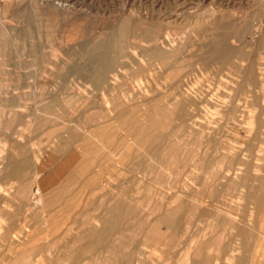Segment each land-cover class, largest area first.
<instances>
[{"label": "rangeland", "instance_id": "374dc122", "mask_svg": "<svg viewBox=\"0 0 264 264\" xmlns=\"http://www.w3.org/2000/svg\"><path fill=\"white\" fill-rule=\"evenodd\" d=\"M263 37L264 0H0V264H61L60 258H69V264H97L103 257H112L110 264H135L137 251L142 253L144 264H181L187 253L195 264H250L251 257L256 259L253 264L260 261L264 264V241L261 240L264 239V225H261L264 206L260 209L262 212L257 213L252 205H245L242 197L260 187L257 193L264 198ZM219 49L226 51L225 54L219 55L216 52ZM183 95L189 100H184ZM111 106L116 108L117 115L110 110ZM152 109L155 110L151 113ZM119 111L124 113L119 114ZM149 117L154 120L146 121ZM166 120L171 124L167 125ZM158 126L163 127L162 130ZM134 130L138 131L137 136ZM90 132L94 136H89ZM140 134L141 138L153 137L151 146L158 152L167 141L164 139L172 138L168 139L169 151L174 150L176 155L173 159L167 157L170 154L161 157L163 162L172 165L171 169L174 167L170 176H160L157 181L145 178L153 191L159 186L155 188L156 200L149 205L153 208L145 206L146 199H143L145 194L152 193L150 190L138 196L131 193L140 176L134 175L138 174L141 160L132 156L135 149H130L131 155L125 160L117 157L124 153L128 143L141 139ZM153 135H160L159 140ZM69 137L78 149L80 143L83 146L89 142L91 146L85 144L84 148L92 149L96 154L95 163L100 160L101 164L94 163L87 178L81 167H72L77 169L76 180L65 178L59 164L48 182H57L56 189L66 185L71 188L57 207H47L42 212L39 204L34 205L31 195L35 185L34 162L42 163L46 157L54 159L49 152ZM126 140L131 141L124 142ZM182 144H187L186 149ZM68 157L69 154L61 156L58 162ZM220 160L221 165H215V161ZM200 161L203 169L213 164L209 175L205 170L206 175L202 169L197 170ZM22 162L23 170L29 169L28 175L23 173V181L17 178ZM213 167L215 177L206 182L207 177L213 176L210 175ZM88 177L93 178L92 191L85 185ZM171 181H178L177 186ZM167 182L169 187L165 186ZM187 191L201 192L197 197L202 205L190 202L186 198ZM174 192L181 194L182 209L188 208L170 227L164 217L157 214H162L165 208L161 193L164 197ZM80 193L84 200L82 205L73 209L65 207L77 202ZM117 195L124 202L123 213L131 210L129 213L134 216L127 226L131 230L146 224L151 228L158 221L152 227L155 233L150 232L146 241L130 233L117 240L114 229H119V224L105 234L93 235L94 228L101 232L99 224L103 223L102 216L107 210L110 212L118 203L111 212L116 215L120 212ZM98 208L100 212H96ZM220 211L229 216L234 212L236 215L231 217L238 221L229 223ZM143 212H153L157 221L147 222ZM60 215L71 220L69 223L64 220L55 230L43 223L44 218L51 220ZM242 219L244 224L239 222ZM47 227L48 239L44 236L33 239L37 233L44 235ZM258 235H262L259 237L262 243Z\"/></svg>", "mask_w": 264, "mask_h": 264}, {"label": "bare ground", "instance_id": "6f19581e", "mask_svg": "<svg viewBox=\"0 0 264 264\" xmlns=\"http://www.w3.org/2000/svg\"><path fill=\"white\" fill-rule=\"evenodd\" d=\"M63 5V4H62ZM264 38V37H263ZM264 41V40H263ZM166 42V41H165ZM166 43H168V42H166ZM155 44V43H154ZM160 44V43H159ZM168 46V45H167ZM170 46V45H169ZM174 46V45H173ZM140 47H141V45H140ZM145 47V46H144ZM156 47V46H155ZM154 47V48H155ZM158 47V46H157ZM165 47V46H164ZM160 48V47H159ZM168 48V47H167ZM158 49V48H157ZM163 49V48H162ZM161 49V51L163 52L164 51V49L162 50ZM166 49V48H165ZM216 49V48H215ZM224 49V48H223ZM227 49V48H226ZM156 50V49H155ZM167 50H169V49H167ZM150 51V50H149ZM157 51V50H156ZM159 51V50H158ZM162 52H160V53H162ZM216 52H218V54L219 55H224L225 54V52L226 51H221L220 49L219 50H217ZM153 53V52H152ZM154 53H156L155 51H154ZM158 53V52H157ZM160 53H158V54H160ZM134 54V53H133ZM145 55H147V54H145ZM145 55H143V56H145ZM147 58H148V56H146ZM153 57V56H152ZM151 58V57H150ZM155 58V57H154ZM153 58V59H154ZM142 59V58H141ZM157 61H158V58L156 59ZM156 60H154V61H156ZM139 64V63H138ZM140 64H142V63H140ZM147 64V63H146ZM162 64V63H161ZM150 66H152V65H150ZM155 66H156V64H155ZM247 70V69H246ZM249 71V70H248ZM259 71L261 72V69H259ZM172 74V73H171ZM170 74V75H171ZM254 74H255V72H254ZM263 74H264V72H263ZM174 75V74H173ZM246 75V74H245ZM247 75H248V73H247ZM177 76H179L178 74H177ZM176 76V77H177ZM258 76V75H257ZM261 76V75H260ZM250 77V76H249ZM262 77H264V76H261V78ZM243 78V77H242ZM259 78V77H258ZM261 78H259V79H261ZM175 79V78H174ZM244 79V78H243ZM264 79V78H263ZM244 82V81H243ZM178 87V86H177ZM242 87V86H241ZM113 90V89H112ZM111 90V91H112ZM262 94H264V93H262ZM177 96V95H176ZM175 96V97H176ZM262 96V95H261ZM264 96V95H263ZM173 97V96H172ZM183 97H186V96H184L183 95ZM182 97V98H183ZM180 98H181V96H180ZM187 98V97H186ZM184 99V100H189L188 98L187 99ZM263 98V97H262ZM264 99V98H263ZM114 100V99H113ZM180 100V99H179ZM173 101V100H172ZM172 101H170L171 103H172ZM263 102H264V100H262ZM261 101V102H262ZM188 102V101H187ZM102 103V102H101ZM138 103V102H137ZM165 103V102H164ZM171 103H170V105H171ZM180 103V102H179ZM148 104V103H147ZM167 104H169V103H167ZM176 104L179 106V104L177 103V100H176ZM175 104V102H174V106L176 105ZM115 105V104H114ZM120 105H122V104H120ZM136 105V104H135ZM155 105V104H154ZM154 105L152 106V108L154 107ZM183 105H184V103H183ZM186 105V104H185ZM116 107H117V105H115ZM124 106V105H123ZM122 106V107H123ZM150 106V105H149ZM177 106V107H178ZM182 106V105H181ZM180 106V107H181ZM40 107V106H39ZM137 107V106H136ZM168 107V106H167ZM166 107V108H167ZM171 107V106H170ZM170 107H168V108H170ZM124 108V107H123ZM160 108H163V107H160ZM165 108V109H166ZM182 108H184V107H182ZM117 109H118V107H117ZM121 109V108H120ZM148 109V108H147ZM156 110H157V107L155 108ZM154 109V110H155ZM159 109V108H158ZM164 109V108H163ZM57 110V109H56ZM107 110H109V109H106V111ZM110 110L111 111H113V112H116V114L115 115H117L118 113H117V111H116V108L115 107H113V106H111V108H110ZM153 110V109H152ZM154 110L153 111H151V113L152 112H154ZM170 110V109H169ZM42 111V110H41ZM40 111V112H41ZM147 111H149V110H147ZM164 111V110H163ZM178 110H176V112H177ZM39 112V113H40ZM108 112V111H107ZM106 112V113H107ZM120 112V111H119ZM123 111H121L119 114H121ZM125 112H126V110H125ZM136 112V111H135ZM146 112V111H145ZM144 112V113H145ZM158 112H159V110H158ZM157 112V113H158ZM175 111H173V113H174ZM112 113V112H111ZM124 113V112H123ZM164 113V112H163ZM165 113H167V112H165ZM180 113V112H179ZM178 112H177V114H179ZM25 114V113H24ZM42 114V113H41ZM142 114H143V111H142ZM141 114V115H142ZM156 114V113H155ZM158 114H162V113H158ZM158 114L157 115H153V117L154 116H158ZM169 114V113H168ZM171 114V113H170ZM263 114V113H262ZM123 115V114H122ZM126 115V114H125ZM124 115V116H125ZM128 115V114H127ZM129 115H130V113H129ZM139 115V114H138ZM147 115V114H146ZM145 115V116H146ZM148 115H151L150 114V111H149V114ZM39 116V115H38ZM120 116V115H119ZM118 116V117H119ZM132 116V115H131ZM264 115H262V117H263ZM45 117V116H44ZM50 117V116H49ZM52 117V116H51ZM121 117V116H120ZM129 117V116H128ZM136 116H134V117H132L131 119H134ZM141 117V116H140ZM144 117V116H143ZM142 117V118H143ZM150 117H152V116H150ZM148 118V120H147V118H146V121H150L149 119H151V120H154V119H152V118ZM161 117V116H160ZM176 117H177V115H176ZM175 117V118H176ZM38 119H39V117H37ZM46 118V117H45ZM58 118V117H57ZM111 118V117H110ZM117 118V117H116ZM127 118V117H126ZM126 118L124 117V119L126 120ZM159 118V117H158ZM164 118V117H163ZM172 118L173 119H175L174 118V116H172ZM172 118H170V120L172 119ZM35 119V118H34ZM113 119V118H112ZM111 119V120H112ZM121 119V118H120ZM120 119H119V121H120ZM176 119H178V118H176ZM108 120H110V119H108ZM123 120V119H122ZM124 120V121H125ZM141 120V119H140ZM160 120H161V118H160ZM163 120V119H162ZM167 120H169V118L167 119ZM167 120L165 121V123L167 124V125H169V124H171V123H169V121H168V123H167ZM112 121H114V120H112ZM112 121H110L111 123H112ZM118 121V120H117ZM131 121V120H130ZM133 121V120H132ZM143 121H144V119H143ZM173 121V120H172ZM126 122V121H125ZM134 122V121H133ZM152 122V121H151ZM157 122V121H156ZM158 122H160V121H158ZM157 122V123H158ZM163 123H164V121H162ZM115 123H116V121H115ZM129 123V122H128ZM138 123V122H137ZM143 123V122H142ZM147 123V122H146ZM145 123V124H146ZM163 123H161L163 126H166L165 125V123L163 124ZM260 123V122H259ZM139 124H141V123H139ZM147 124H149V123H147ZM151 124H153V123H151ZM80 125V124H79ZM112 125H114V124H112ZM116 125V124H115ZM115 125H114V127H115ZM119 125V124H118ZM123 125V124H122ZM121 125V126H122ZM135 125V124H134ZM154 125V124H153ZM156 125H159V124H156ZM155 125V126H156ZM117 126V125H116ZM120 126V125H119ZM124 126H126V124L124 125ZM143 126V125H142ZM80 127V126H79ZM102 127V126H101ZM111 127H113V126H111ZM123 127V126H122ZM144 127V126H143ZM148 128H149V126H147ZM151 127H153V126H151ZM151 127H150V129H151ZM95 128V127H94ZM136 128V127H135ZM134 128V129H135ZM139 128V127H138ZM158 128H160V126H158ZM161 128H163V127H161ZM160 128V129H161ZM202 128L204 129V127L202 126ZM74 129V128H73ZM76 129V128H75ZM80 129V128H79ZM84 129H85V127H84ZM95 129H97V128H95ZM165 129V128H164ZM206 129V128H205ZM99 130V129H98ZM127 130H128V128H127ZM132 130V129H131ZM139 130V129H138ZM152 130V129H151ZM155 130V129H154ZM162 130V129H161ZM38 131V130H37ZM118 131H120V130H118ZM144 131V130H143ZM143 131H140V132H143ZM146 131H147V129H146ZM165 131V130H164ZM164 131H163V133H164ZM167 132H168V129L166 130ZM200 131V130H199ZM85 132H87V131H85ZM96 132V131H95ZM101 132H104V131H101ZM125 132V131H124ZM123 132V133H124ZM132 132L133 131H131L130 132V134H132ZM134 132L135 133H133V134H135V136H137L136 134H138V131L137 130H134ZM149 132V131H148ZM160 132V131H159ZM166 132V133H167ZM203 132H204V130H203ZM202 132V133H203ZM88 133V132H87ZM91 133V132H90ZM89 133V136H94V134H90ZM100 133V132H99ZM118 133H122V132H118ZM127 133V132H126ZM155 133H156V131H155ZM169 133H171V132H169ZM196 133H198V132H196ZM200 133V132H199ZM73 134V133H72ZM97 135H98V132L96 133ZM125 134V133H124ZM142 134V133H141ZM141 134H140V138H141ZM144 134V133H143ZM149 134V133H148ZM147 134V135H148ZM153 134H154V132H153ZM162 134V133H161ZM160 134V135H161ZM204 134V133H203ZM61 135V134H60ZM74 135V134H73ZM73 135H71V137L73 136ZM123 135V134H122ZM122 135H118L119 137H121ZM152 135V134H151ZM155 135V134H154ZM153 135V136H154ZM159 135V136H160ZM189 135V134H188ZM199 135H201V134H199ZM46 136V135H45ZM88 136V135H87ZM117 136V137H118ZM139 136V135H138ZM150 136V135H149ZM159 136H157V137H155L156 139H158V138H160ZM167 136V135H166ZM172 137H173V135H171ZM90 137V138H91ZM98 137H100L99 135H98ZM116 137V136H115ZM118 137V138H119ZM133 137H134V135H133ZM165 137V136H164ZM197 137V136H196ZM201 137V136H200ZM73 138V137H72ZM72 138H67V140H65V141H62V142H59V145H58V147H53L52 148V150L49 152V154L54 158V159H51L50 157H46V160H43L42 161V163H38V162H34L35 163V169L33 170V172H32V177L34 178V180H35V185H34V187L32 186V201H33V203H34V205L35 204H39V207H40V209L42 210V212H45V208H47V207H52V209L53 208H55V207H57V203L60 201V199H62V197H64L67 193H68V191H69V188H71L70 187V185H66V186H64V187H61V189H56V185H57V182H55V184H54V182L53 181H51V185L49 184V180L50 179H48V177L50 178V174L53 172V171H55V169L56 168H58V166H59V164H61L60 166L62 167L61 169V171H62V173H63V176L65 177V178H69V180H71V179H73V180H76L79 176H78V174H77V169H74V168H72V167H76V166H79V167H81V171H82V173L83 174H85V176H86V178H87V175L88 174H91V168H92V165L95 163V156H96V154H94V152H92V149L91 150H88V148H84L85 147V144L82 146V144L80 143V145H81V148L80 149H78V148H76V142L74 143V141H73V139ZM88 138V137H87ZM90 138H89V140H90ZM111 138V137H110ZM126 137H124V139H125ZM130 138V137H129ZM138 138V137H137ZM168 139H170V137H167ZM177 138V137H176ZM56 139V138H55ZM84 139V138H83ZM82 139V140H83ZM92 139V138H91ZM94 139H96L95 137H94ZM112 139V138H111ZM116 139V138H115ZM130 139H132V137L130 138ZM156 139H154L155 141H157ZM168 139H164V140H167L166 141V143H164V145H162V144H160V145H162V147H161V149L159 150L160 152H158V151H155L154 149H153V147L151 146L152 145V143H153V137H146V138H141V139H138V140H136V139H134L132 142H130L131 140H126V141H124V142H130V143H128L129 145L126 147V148H124V153L123 154H120V155H118L117 157L119 158L120 156H122L121 158L122 159H124V158H127V157H129L130 155H131V150L130 149H135V152H134V154L132 155L135 159H141L140 160V162H139V164H140V169L139 170H137V172H138V174H134V175H140L139 177H138V179H137V182H136V184H135V186L133 187V189H132V191H131V193L132 194H137V196H138V194H140V193H143V195H144V192H146L147 190L149 191L150 190V192H152L151 194H145L144 195V198L143 199H146L145 201V203H147V205H145V203L143 204V205H145V206H147V207H152V206H149L150 205V203L152 202V200L155 198V196H156V192H155V188H158L159 186H157V187H155L154 188V191H153V187H151V185L149 184V183H147L146 182V180H145V178L147 177L148 178V181H149V179H151V180H153V179H155L156 181L157 180H159V177L160 176H163L164 175V177H167V176H170V174L172 173V169H174V167H172V169H171V167L170 166H172V165H170L169 166V164L168 163H165V162H163V160H162V156H164L165 154H170V155H167V157H169L170 156V158H172L173 159V157H175L176 155H175V153H174V150L172 151H169V140ZM174 139V138H173ZM201 139H202V137H201ZM57 140V139H56ZM85 140V139H84ZM87 140V139H86ZM123 140V139H122ZM136 140V141H135ZM159 140V139H158ZM170 140H172V138L170 139ZM174 140H176V139H174ZM173 140V141H174ZM185 140V139H184ZM184 140H183V142H184ZM197 140H199L198 138H197ZM91 141V140H90ZM119 141H121V140H119ZM162 141V140H161ZM195 141V140H194ZM58 142V141H57ZM88 142V141H87ZM91 142H93V141H91ZM114 142H116V140H114ZM118 142V141H117ZM123 141H122V143H124ZM158 142V141H157ZM179 142L181 143L182 141H180V139H179ZM187 142V141H186ZM193 142V141H192ZM83 143V142H82ZM100 143V142H99ZM103 143V142H102ZM162 143V142H161ZM194 143V142H193ZM87 144H89L90 146H91V144L88 142ZM86 144V145H87ZM178 144V143H177ZM31 145V144H30ZM78 145V144H77ZM80 145L78 146V147H80ZM93 145V144H92ZM102 145V144H101ZM159 145V146H160ZM183 145V144H182ZM184 145H187V144H184ZM183 145V146H184ZM190 145V144H189ZM193 145H195V143L193 144ZM192 145V146H193ZM27 146V145H26ZM26 146H25V148H26ZM29 146V145H28ZM105 146L106 145H104V148H105ZM107 146H109L108 144H107ZM206 146V145H205ZM204 146V147H205ZM33 147V146H32ZM86 147H89V146H86ZM101 147H103V146H101ZM115 147H117V146H115ZM173 147V146H172ZM181 147V146H180ZM186 146H184V148H185ZM188 147V146H187ZM202 147V146H201ZM203 147V148H204ZM208 147V146H207ZM31 148V147H30ZM108 148V147H107ZM118 148H119V146H118ZM116 149L115 148V151L116 150H119V149ZM155 148V147H154ZM183 148V149H184ZM24 149V148H23ZM179 149V148H178ZM177 149V150H178ZM186 149V148H185ZM194 149H195V147H194ZM206 149V148H205ZM223 149V148H222ZM226 149V148H225ZM32 150V149H31ZM35 150V149H34ZM181 150V149H180ZM193 150V149H192ZM216 150H217V147H216ZM27 152H28V150H26ZM176 151V150H175ZM186 151V150H185ZM190 151H191V149H190ZM198 151H199V149H198ZM218 151V150H217ZM217 151H215V153L217 152ZM262 151H264V150H262ZM25 152V151H24ZM26 152V153H27ZM98 152V151H97ZM157 152V153H156ZM37 153V152H36ZM110 153H112V150H111V152ZM119 153V152H118ZM196 153H198V152H196ZM219 153V152H218ZM217 153V154H218ZM28 154V153H27ZM39 154V153H38ZM67 154H69V156L70 157H68V158H66V160L64 159L63 161L64 162H62L61 163V161H60V163L58 162L60 159H59V157H63V156H65V155H67ZM108 154V153H107ZM176 154H178V153H176ZM180 154V153H179ZM187 154H188V152H187ZM191 154H192V152H191ZM190 154V155H191ZM199 154V153H198ZM206 154V153H205ZM23 155H25V154H23ZM41 155V154H40ZM113 155H114V151H113ZM112 155V156H113ZM200 155V154H199ZM221 155H223V154H221ZM262 155V154H261ZM264 155V154H263ZM166 156V155H165ZM180 156V155H179ZM188 156V155H187ZM197 156V155H196ZM214 156V155H213ZM12 157V156H11ZM106 157V159H107V156H105ZM110 157V155H108V158ZM200 157H202V156H200ZM199 157V158H200ZM227 157V155L225 156V158ZM261 156H259L258 158L259 159H263L264 158V156H263V158H260ZM98 158V157H97ZM112 158V157H111ZM114 158H116L115 157V155H114ZM176 158V157H175ZM197 158V157H196ZM213 158H215V156L213 157ZM40 159H41V157H40ZM63 159V158H62ZM113 159V158H112ZM112 159H111V161H112ZM117 159V158H116ZM172 159H170V162L169 163H171V160ZM198 159V158H197ZM257 159V158H256ZM255 159V160H256ZM103 160V159H102ZM118 160V159H117ZM125 160V159H124ZM181 160H182V158H181ZM185 160V159H184ZM203 160V159H202ZM238 160V159H237ZM37 161V160H36ZM104 161H105V159H104ZM127 161V160H126ZM165 161H166V159H165ZM40 162V161H39ZM49 162H51V163H49ZM98 162L100 163V160H98ZM108 162H109V160H108ZM114 162H117V161H114ZM187 162V161H186ZM261 162H263V160L261 161ZM53 163V164H52ZM97 163V162H96ZM95 163V164H96ZM99 163H97V165H99ZM110 163V162H109ZM119 163V162H118ZM120 163H121V160H120ZM183 163V162H182ZM194 163V162H193ZM216 163L218 164L217 166H219V165H221L220 163H222L221 162V160H220V162L219 161H215V165H216ZM31 164V163H30ZM58 164V165H57ZM101 164V163H100ZM102 164H103V161H102ZM106 164V163H105ZM174 164V163H173ZM191 164V163H190ZM21 165V169H20V171L17 173V178H19V179H21V181H23V173H24V176L25 175H28L29 174V169L28 168H25V171L23 170V162H22V164H20ZM108 165V164H107ZM110 165H111V163H110ZM115 166H116V163L114 164ZM113 165V166H114ZM175 165V164H174ZM192 165V164H191ZM201 165H203V164H201V161H200V165H199V167H196L197 168V170H201L202 169V171L203 170H205V172L207 171V173H208V175H209V168H211L212 166H213V164L212 163H210V164H208L207 166H206V168L207 169H203V167L201 166ZM223 165V164H222ZM25 167L27 166V164H25L24 165ZM49 166H50V168H49ZM122 166V165H121ZM124 166V165H123ZM194 166V165H193ZM4 167V166H3ZM118 167H120V166H118ZM108 168V167H107ZM111 168V167H110ZM115 168V167H114ZM214 168V167H213ZM219 168H221V166L220 167H217V170H218V172L220 171L219 170ZM228 169H229V165H228V167H227ZM231 168V167H230ZM257 168V167H256ZM117 169V168H116ZM127 169V168H126ZM222 169H223V166H222ZM239 169H241V168H239ZM258 169H259V167H258ZM257 169V170H258ZM32 170V169H31ZM30 170V171H31ZM215 168H214V171H213V169H212V172H210V175H211V173L213 174V172H215ZM237 170V169H236ZM235 170V171H236ZM260 170V169H259ZM263 170V169H262ZM97 171H98V169H97ZM123 171H125V170H123ZM211 171V170H210ZM232 171H234V168L232 169ZM238 171V170H237ZM96 172V170H94V172L93 173H95ZM110 172V171H109ZM119 172V174H120V171H118ZM178 172V171H177ZM199 172V171H198ZM228 172V171H227ZM238 172H240V170L238 171ZM241 172H242V170H241ZM55 172H53V174H54ZM98 173V172H97ZM134 173V172H133ZM179 173V172H178ZM178 173H176V174H178ZM57 175H58V173H56ZM82 174V175H83ZM96 174V173H95ZM100 174V173H99ZM175 174V175H176ZM225 174H227V175H229V173H226V170H225ZM232 174V173H231ZM231 174H230V176H231ZM246 174V173H245ZM98 175V174H97ZM106 175V174H105ZM105 175H102L103 177L105 176ZM120 175H122V174H120ZM179 175H180V173H179ZM195 175V174H194ZM203 175H206V173H204V171H203ZM238 175H239V173H238ZM238 175H236V177L238 176ZM240 175H242V174H240ZM31 176V175H30ZM38 176H41L42 178H40V179H38ZM99 177H100V175H98ZM101 176V177H102ZM109 176V175H108ZM234 176V175H233ZM233 176H231V177H233ZM81 177H84V176H81ZM163 177V178H164ZM212 177H215L214 176V174H213V176L211 175V177L209 176V177H207V181L206 182H208V180H210ZM241 177V176H240ZM25 178V177H24ZM89 178V177H88ZM106 178V177H105ZM146 178V179H147ZM153 178V179H152ZM243 178V177H242ZM246 178V177H245ZM60 179V178H59ZM58 179V180H59ZM101 178H99V181H101L100 180ZM103 179V178H102ZM203 179H205L204 177H203ZM233 179H235V178H232V180ZM254 180H255V178H253ZM253 179L252 180H250V181H253ZM52 180V179H51ZM134 180V179H133ZM162 180V179H161ZM174 180V179H173ZM215 180V179H214ZM213 180V181H214ZM19 181V180H18ZM68 181V180H67ZM105 181V180H104ZM168 181V180H167ZM262 181V180H261ZM84 182V181H83ZM86 182V181H85ZM102 182V181H101ZM106 182V181H105ZM164 182V181H163ZM163 182H161V183H163ZM172 183H174L173 181H171ZM170 182V183H171ZM186 182V181H185ZM184 182V183H185ZM189 182V181H188ZM205 182V183H206ZM212 182V181H211ZM210 182V183H211ZM235 182V181H234ZM257 182V181H256ZM59 183V182H58ZM61 183V182H60ZM104 183V182H103ZM103 183H101V184H103ZM118 183V182H117ZM153 183V182H152ZM160 183V184H161ZM177 183H178V181H177ZM177 183L175 182V185L177 186ZM209 183V184H210ZM259 183V182H258ZM25 184V183H24ZM49 184V185H48ZM84 184V183H83ZM164 184V183H163ZM167 184H168V182H167ZM167 184H165V186H168L169 187V184L167 185ZM207 184V183H206ZM232 184V183H231ZM260 184H262V183H260ZM23 185V184H22ZM21 185V186H22ZM75 185V184H74ZM79 185V184H78ZM85 185L87 186V188L89 187V189L91 190V188H93V186H94V182H93V178H89L88 180H87V182L85 183ZM100 185V184H99ZM155 185V184H154ZM156 185H157V183H156ZM155 185V186H156ZM49 186H50V188H49ZM96 186V185H95ZM103 186H105V185H103ZM102 186V187H103ZM172 186V185H171ZM205 185L203 184V187H204ZM241 186V185H240ZM264 186V185H263ZM263 186H261V187H263ZM30 187V186H29ZM185 187V186H184ZM202 187V188H203ZM257 187H258V185H257ZM31 188V187H30ZM49 188V189H48ZM108 188V187H107ZM115 188V187H114ZM172 188V187H171ZM174 188V187H173ZM186 188V187H185ZM191 188V187H190ZM205 188V187H204ZM207 188V187H206ZM205 188V189H206ZM210 188V187H209ZM212 188V187H211ZM211 188H210V190H211ZM14 188L12 187V190H13ZM20 189V188H19ZM97 189V188H96ZM95 189V187H94V190H96ZM110 189V188H109ZM117 189H119V188H117ZM189 189V188H188ZM11 190V189H10ZM89 190V191H90ZM93 190V192H96V191H94ZM112 190V189H111ZM158 190V189H157ZM160 190H162V188H160ZM160 190H158V194H159V191ZM209 190V191H210ZM260 190V187L258 188V189H256V191L254 192V193H250V192H248V193H246V195H243L242 197L244 198V200H245V205L246 206H248L249 204L250 205H252V208H254L256 211H257V213H260V212H262L260 209H261V207L262 206H264V198L260 195V194H258L257 193V191H259ZM87 191V190H86ZM92 191V190H91ZM109 191V190H108ZM107 191V192H108ZM119 191V190H118ZM206 191V190H205ZM9 192V191H8ZM17 192V191H16ZM99 192V191H98ZM104 192V191H103ZM107 192H105V193H107ZM114 192V191H113ZM163 192H165V191H163ZM173 192V191H172ZM181 193H182V189H181V191H180ZM179 192V193H180ZM185 192H186V190H185ZM188 192V191H187ZM196 192H198V191H196ZM109 193V192H108ZM130 193V194H131ZM175 193V192H174ZM174 193H171L172 195H170V196H166L165 194V196L164 197H162V193H161V197L160 198H164L163 199V205L165 206V208L163 209V212H162V214H160V215H158L157 214V217H160V216H163L164 217V219H165V221H166V223L167 224H169V226L172 224V226L174 225V221H176L177 219H179L180 218V216L182 215L181 213H183L185 210H183L182 208V202H180L179 201V197H180V195H176L177 194V192L175 193V195H174ZM189 194H186V198H189V201L190 202H192V203H194V204H197V205H199V204H201V201L202 200H200L197 196H198V194L200 195V193L198 192V194L196 195L194 192H188ZM229 193V192H228ZM27 194H28V192H27ZM118 194V193H117ZM183 194V193H182ZM77 195H79V194H77ZM122 195V194H121ZM125 195V194H124ZM160 195V194H159ZM185 195V194H184ZM15 196V195H14ZM25 196V195H24ZM126 196V195H125ZM128 196H129V198H133V197H130V195L128 194ZM134 196V195H133ZM136 196V197H137ZM158 196V195H157ZM202 196V195H201ZM200 196V197H201ZM103 197V196H102ZM105 197V196H104ZM109 197V196H108ZM127 197V196H126ZM19 198V197H18ZM90 198V196H88L87 197V200ZM106 198V197H105ZM114 197L113 196H111V201H112V199H113ZM117 198H118V195H117ZM66 199V198H65ZM73 199V198H72ZM76 199H78L77 200V202H68L69 204L66 206L65 205V207H69V208H71V209H73V208H77V207H79L80 205H82L81 204V202H83L84 200H83V196H82V194L80 193V197L79 198H76ZM119 199V198H118ZM125 199V198H124ZM142 199V198H141ZM203 199V198H202ZM239 199V198H238ZM86 200V201H87ZM116 200V199H115ZM134 200V199H133ZM154 200H156V199H154ZM182 200V199H181ZM242 200V199H241ZM69 201H71V200H69ZM74 201V200H73ZM85 201V202H86ZM105 201H106V199H105ZM120 203H121V205H119L118 206V208H119V213L116 215V214H112V212H113V210H114V204H112V209L113 210H111L110 212H109V210H107L106 212H105V209H104V212H105V214H103L104 216H102V218H103V223L101 222V224H99V225H101V232L99 233L98 231H95L96 229L94 228L93 229V235L95 236V235H97V234H105L108 230H110V229H113V227L115 228V226H116V224H119L120 226H119V229H114L115 231H116V233L115 234H117V237H116V235L114 236V237H116V239L118 238V239H123V238H125V237H127V235L130 233V234H135V235H137V236H140V237H142L143 238V240L149 235V233L150 232H154L155 233V231H154V229L152 228L153 227V225L155 224V223H158V221L156 220V217H154L155 215H154V211L153 212H150V213H145V212H143V214H146V217L143 215V214H141L142 216H144V218L146 219V221L147 222H149V221H152V220H156L157 222H155L154 224H152L151 225V228L149 227H147V224H146V226H141L140 227V225L139 226H134V224H136V223H134L133 224V226L135 227V228H133L132 230L130 229V228H128L127 226H128V223L130 224V221H132V220H134V216L133 215H131L129 212L131 211H129V212H125L124 211V213H123V207H125V206H123V204L122 203H124V202H121V200L119 199L118 200ZM122 201H123V199H122ZM125 201H127V200H125ZM144 201V200H143ZM184 201V200H183ZM108 202V201H107ZM128 202V201H127ZM162 202V201H161ZM103 203V202H102ZM130 203V202H129ZM58 204H60V202L58 203ZM101 204V203H100ZM100 204H98L99 206H100ZM105 204V203H104ZM107 204V203H106ZM105 204V205H106ZM109 204V203H108ZM118 204V203H117ZM117 204H116V206H115V210H116V207H117ZM125 204H126V202H125ZM132 204V203H131ZM160 204V203H159ZM207 204V203H206ZM62 205V204H61ZM152 205H154V204H152ZM157 205V204H156ZM161 205V204H160ZM163 205H161V206H163ZM202 205V204H201ZM200 205V206H201ZM99 206H97V207H99ZM104 206V205H103ZM129 206V205H128ZM134 206V205H133ZM135 206H136V204H135ZM134 206V207H135ZM155 206V205H154ZM185 206V205H184ZM189 206H190V204H189ZM64 207V208H65ZM111 207V206H110ZM139 207V206H138ZM199 207V206H198ZM100 208H102V207H100ZM104 208V207H103ZM130 208V207H129ZM141 208V207H140ZM153 208V207H152ZM152 208H150V209H152ZM161 208V207H160ZM191 208V207H190ZM193 208V207H192ZM99 209V208H98ZM106 209H107V207H106ZM131 209V208H130ZM159 209V208H158ZM196 209V207L194 206V210ZM220 209H222V208H220ZM228 209V208H227ZM250 209V208H249ZM97 210V209H96ZM95 210V211H96ZM153 210H155V209H153ZM224 210V209H223ZM229 211H230V209H228ZM227 210V211H228ZM135 211V210H134ZM134 211H133V213H134ZM140 211V210H139ZM145 211H148V210H145ZM156 211V210H155ZM183 211V212H182ZM219 211V210H218ZM234 211V210H233ZM250 211V210H249ZM96 212H100V209H99V211H96ZM95 212V213H96ZM116 211H114V213H115ZM118 212V211H117ZM116 212V213H117ZM137 212V209H136V211H135V213ZM142 212V211H141ZM186 212V211H185ZM226 212V211H225ZM101 213H103V212H101ZM132 213V214H133ZM155 213H158V211L157 212H155ZM188 213H189V211H188ZM194 213V212H193ZM230 213V212H229ZM236 213V212H235ZM100 214V213H99ZM98 214V215H99ZM195 214V213H194ZM219 214H222V216H224L225 217V219H227L228 220V222L230 223H232V222H236V221H238L237 219H235V218H233V217H231V216H233V215H236V214H234V212H233V214L231 215V216H229V215H227L226 213H223V212H219ZM218 213H217V215H219ZM250 214V213H249ZM41 215V214H40ZM58 214L56 213V216H57ZM96 215H97V213H96ZM102 215V214H101ZM184 215V214H183ZM239 215V214H238ZM238 215H237V217H238ZM261 215V214H260ZM53 216V215H52ZM51 216V217H52ZM62 215H60V218L59 217H52L51 218V220H49V218L47 219V218H44V221H43V223L45 224V225H47L49 228H52L53 227V229L55 230L56 228H57V226H59L64 220H66V219H63L62 217H61ZM100 216V215H99ZM132 216H133V218H132ZM216 216V215H215ZM213 217L214 219L216 218V217ZM244 216V215H243ZM41 217L43 218L44 216H42L41 215ZM190 217V216H189ZM210 217H212V216H210ZM236 217V216H235ZM242 217V216H241ZM254 217V216H253ZM162 218V217H161ZM251 217H249V219H250ZM263 218V217H262ZM91 219V218H90ZM136 219V218H135ZM139 219V218H138ZM142 219V218H141ZM159 219V218H158ZM163 219V218H162ZM186 219H190V218H186ZM245 219V218H244ZM259 219H261V217L259 218ZM71 220V219H70ZM69 219L68 220H66L67 222L68 221H70ZM217 220V219H216ZM226 220V221H227ZM74 221H77V220H74ZM90 221V220H89ZM140 221V220H139ZM138 221V223H141V222H139ZM159 221H161V220H159ZM162 221H164V220H162ZM211 221H213V220H211ZM256 221V220H255ZM254 221V222H255ZM154 222V221H153ZM152 222V223H153ZM181 222V221H180ZM183 222V221H182ZM214 222V221H213ZM239 222H241V223H243L244 224V221H243V219L242 220H239ZM258 222L259 223H261L260 222V220H258ZM263 222H264V220H263ZM50 223V225H48ZM64 223V222H63ZM69 223V222H68ZM179 223V222H178ZM228 223V224H229ZM238 223V222H237ZM107 224H108V226H107ZM142 224V223H141ZM144 224V223H143ZM240 224V223H239ZM248 224H249V222H248ZM248 224H247V226H248ZM250 224H252V223H250ZM91 225V224H90ZM222 225L223 226H225V225H227V224H223L222 223ZM261 225H264V223H262ZM112 226V227H111ZM132 226V225H131ZM132 226V227H133ZM148 226H149V224H148ZM160 226V225H159ZM166 226H168V225H166ZM229 226V225H228ZM48 227H47V229H45V231H46V233H44V235H42V233H37V234H35V236H33V239H40V238H42L43 236L44 237H46L47 239H48V237H49V235H50V232H49V229H48ZM97 227V226H96ZM144 227V228H143ZM171 227V226H170ZM240 227V226H239ZM250 227V226H249ZM252 227V226H251ZM250 227V228H251ZM260 227V226H259ZM117 228H118V225H117ZM207 228V227H206ZM256 228V227H255ZM165 229H168V228H165ZM240 229V228H239ZM52 230V229H51ZM53 230V231H54ZM113 230V231H114ZM168 230H170L171 231V229L169 228ZM234 230V229H233ZM243 230V229H242ZM112 231V230H111ZM130 231V232H129ZM245 231V230H244ZM247 231V230H246ZM257 231V230H256ZM264 232V231H263ZM241 233V232H240ZM246 233V232H245ZM261 233V232H260ZM67 234V233H66ZM112 234H114L113 232H112ZM166 234V233H165ZM164 234V235H165ZM232 234H233V232H232ZM247 234H250L249 233V231H248V233H246L245 235H247ZM91 236H92V234H90ZM109 235V234H108ZM107 235V236H108ZM157 235H160V234H157ZM156 235V237H158ZM239 235V234H238ZM241 235V234H240ZM263 235V234H262ZM261 235V236H262ZM111 236V235H110ZM161 236V235H160ZM163 236V235H162ZM204 236V235H203ZM222 236V235H221ZM248 236V235H247ZM250 237H251V235H249ZM260 235H258V239H259V237H261ZM102 237H104V236H102ZM149 238H153L154 239V237H152V236H150ZM162 238V237H161ZM203 238V237H202ZM263 238H264V236H263ZM50 239V238H49ZM96 239H99V236L98 237H96ZM115 239V238H114ZM117 239V240H118ZM160 239V238H159ZM222 239V238H221ZM249 239V238H248ZM193 240V239H192ZM260 240V239H259ZM259 240H258V243H259V246H263V245H260V242H261V240L262 241H264V239H261L260 240V242H259ZM145 241H146V239H145ZM34 242V241H33ZM121 242V241H120ZM262 243V242H261ZM189 248V247H188ZM187 248V249H188ZM193 247H191V249H192ZM111 249V248H110ZM191 249H190V251H191ZM211 249V248H210ZM258 249V248H257ZM261 249H263V248H261ZM70 251V250H69ZM109 251H111V250H109ZM186 252H188V250L186 251ZM257 252V251H256ZM261 252V251H260ZM68 252H66V254H67ZM190 253V252H189ZM254 253V252H253ZM259 253V252H258ZM257 253V254H258ZM263 253V252H262ZM69 254V253H68ZM113 254V253H112ZM255 254V253H254ZM118 255V254H117ZM140 255H142V253H140L139 251H137L136 252V263L135 264H144L143 263V260H142V258H141V256ZM190 255V254H189ZM188 255V253L185 255V256H183L182 257V259H181V264H195V261L193 260L194 258H192V256H191V258H189L190 256ZM112 256V255H111ZM189 256V257H188ZM264 256V255H263ZM193 257H195L194 255H193ZM261 258V257H260ZM69 259V258H68ZM68 259H62V258H60L59 259V261L58 262H61V264H69L70 263V260H68ZM71 259V258H70ZM118 259V258H117ZM254 259H255V257H254ZM254 259L251 257V260H249L250 261V264H253L254 263ZM1 260V259H0ZM111 260H113L112 259V257H103L102 259H100V260H97L98 262H97V264H110V262H111ZM206 260V259H205ZM259 260V259H258ZM255 261H256V259H255ZM203 262V261H202ZM261 262V261H260ZM260 262L258 263V264H260ZM205 263V262H204ZM256 263V262H255ZM262 263H264V261H262ZM147 264V263H146ZM164 264V263H163ZM167 264V263H166ZM203 264V263H202Z\"/></svg>", "mask_w": 264, "mask_h": 264}]
</instances>
